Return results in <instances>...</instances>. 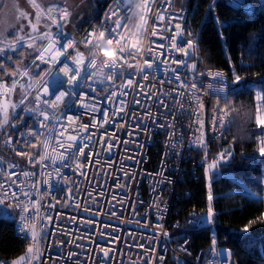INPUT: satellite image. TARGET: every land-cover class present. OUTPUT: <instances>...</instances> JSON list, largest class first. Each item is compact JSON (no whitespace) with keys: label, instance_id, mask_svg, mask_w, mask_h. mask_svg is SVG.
<instances>
[{"label":"built area","instance_id":"2783aa9c","mask_svg":"<svg viewBox=\"0 0 264 264\" xmlns=\"http://www.w3.org/2000/svg\"><path fill=\"white\" fill-rule=\"evenodd\" d=\"M163 2L164 0H160L161 4ZM175 2L176 0H172V6L168 11L174 16H182L183 19H177L173 21V24L181 23L183 28H186L189 12L185 8H176ZM225 2L231 8L241 10L249 16H253L257 10L256 5L251 0H225ZM234 2L238 6H234ZM113 6L112 0L78 34L71 33L66 27L65 32L70 33L76 41L82 40L89 28L97 29L99 27L98 22H103L104 14ZM155 11L154 8L153 12ZM44 15L46 17L47 12ZM48 22L51 23L50 20ZM135 23L139 24V20ZM52 31H55L54 27ZM183 37L185 41L190 39L186 32L183 33ZM90 48L91 45L85 46L81 43L78 48L67 49V52L71 53L67 58L68 66L70 68L78 66L75 64L78 53L82 55L84 65H87L88 60L93 58L92 53L89 51ZM199 49L197 44L193 50H190L189 65L195 63L197 70L203 73V75L197 77L196 82L198 89H202L197 94L202 97L201 102L204 104V109L201 110V118L204 122L203 139L205 146L192 145L195 140L193 135L195 125H193L189 116H177L173 119L172 116L167 115L169 109L177 112L180 105L174 104L171 98L176 95V84L162 82L163 79L170 76V73L164 71V66H162L160 71H153L147 81H139L144 91L154 93L151 99L145 100L143 94L138 96L139 89L136 88L135 83L127 85L123 77L107 81L99 70H97L95 77H89L87 81L80 80L79 86L74 89V93L64 98V103L56 110L58 114L63 113L61 119L64 123H67V116L72 115L76 121L73 127H78L80 124H94L95 126L89 127L83 134L95 133L92 137L93 140L100 139L102 143L107 140L116 145L111 150L110 155L106 151L94 148L89 159L95 160V153L101 151L99 163L97 164H82V167L78 170H74L75 164L72 168L61 169L62 176L67 177L66 181L58 177L51 166L41 169L40 163L33 166L29 164L28 158L23 162L0 152V159L5 160L4 164H0V168L8 171L7 162L14 160L19 165L15 169L16 172L24 169L32 172L39 171L40 173L37 178L20 176V180L24 182L25 186L31 187L32 180L36 179L37 187H40L41 191H44L45 188L48 189L47 194L42 198L45 207L42 209L41 215L50 213L53 219L49 229H45V231L58 226L59 230L56 233V238L66 244L62 250L55 246L49 248L47 243L43 245L47 249L45 255H51L52 257V259H49L48 264H53V260L57 256L64 257V259L58 261V264H65L66 261L67 264H72V259L75 258L68 257L69 251L80 253V264H101L102 259L107 264H144L149 255L152 257L149 264H153L156 260H159V264H238L234 250L227 246L216 245L215 252L211 250V246L201 247L195 251L191 248L192 239L190 235L181 238L174 237L176 230L187 231L206 225L189 223L197 216L203 217L197 211H193L186 221L175 216L177 201H182L179 188L187 179L199 181L204 176L207 178L209 186L212 178L220 174V167L224 162H220L216 169H209L208 165L213 162V157L218 159L220 152H227V150L222 149L221 143L230 130L232 120L228 110L221 111L219 115L216 114L217 96H223L224 94L213 91L214 88H219L217 80L213 77L216 73H221L228 85L232 87H235V85H232L228 74L224 70L203 65ZM110 50L118 51L115 48ZM94 51L97 52L98 68L99 61L107 60L111 62L112 59H115V56L111 57V53H106L109 57L105 58L98 55V50ZM169 55L177 60L185 59V56L179 52L172 51ZM59 59L64 60L65 57L62 55ZM243 62L241 60L242 64ZM128 63L133 65L143 64V60L137 58L136 60H129ZM84 65H81V67ZM45 66L49 67L48 65ZM170 67H179L181 71L184 70L183 66L180 65L170 64ZM127 71L131 73L136 72L137 69L133 67L127 69ZM59 78L67 79V77H64L63 72L59 74ZM47 79L48 77H45V80ZM93 80L95 83L92 82ZM134 80H139V76L134 77ZM121 85H124V87L121 88ZM48 86L50 91L56 90V79L49 80ZM3 91V89H0V93H3ZM113 91L116 92V95L105 100L108 93ZM123 91L128 94L122 95ZM56 94L58 95V91ZM161 94L169 108H164L156 103L157 96ZM46 98L51 99L52 97ZM118 100H122L123 104L118 103ZM135 100L147 104L148 108H142L139 104L134 103ZM182 100L184 101V109L189 111L190 116L194 115L189 109V105L198 107L194 98L186 91ZM221 102H223V99L220 100ZM83 105H87V107ZM28 106L33 107L34 104ZM120 108H123V111H117L116 118L119 119L120 116H125L126 122L116 124L115 131H113L110 128L112 111ZM220 108L224 109L221 105ZM105 109L112 111L108 112V123L101 126L100 120ZM145 111L151 112L152 117L156 118L155 121L152 117L143 116L142 113ZM128 114H134V118L128 120ZM25 117L34 119L36 122V118L33 116L25 115ZM93 117H96L95 121ZM221 117H223L222 120ZM210 118H214L220 127L213 129ZM38 119H43V117ZM138 123L141 124V128L144 124H148L150 126L148 133L137 128ZM36 124V130L40 131L37 122ZM169 124L173 125L176 133L179 134L171 139H169V135L173 132V128L167 127ZM59 130L61 129L57 125V131ZM105 132H107L106 136L103 135ZM67 135L66 132L63 139L66 143H71V141L66 140ZM176 139H181L183 143L179 147L170 148L169 145ZM125 140L128 143H124ZM53 143L54 141L49 142L47 151L49 155L54 156L56 153L52 152ZM57 151L63 152L64 149H57ZM87 151L85 149V152ZM43 152H45V148L43 138H41L40 153ZM205 154H207V160H205ZM34 159L39 161V156L34 157ZM79 160L83 162L84 157L80 156ZM58 164L59 160L57 159ZM50 172L52 173L51 177L48 176ZM3 179L4 177L0 175V180ZM45 179H49L50 185L42 184ZM101 188L104 191L97 195ZM69 189H71V192H69ZM89 192L92 193V196L88 195ZM186 195L189 197L191 192L187 191ZM113 196H115V199H113ZM33 199H40V197H33ZM11 203L9 201V204ZM49 203L53 207L49 208ZM158 208L164 209L162 219L159 218ZM15 210L17 212L15 232L20 237L19 213L17 208ZM113 211L116 212V215H111ZM157 223L163 225V229L156 227ZM40 228L41 224L37 222V229ZM164 232L167 233V236L163 234ZM102 233L106 235H102ZM77 237L79 239H76ZM113 238H116L115 242H113ZM26 241L31 246L30 240ZM77 244L84 247H76ZM137 244H145L147 248L152 249L151 253L137 247ZM103 247L111 250L109 252L110 261L107 257H103L101 251ZM185 247L187 251H184ZM228 252L232 254L230 259L226 258ZM142 253L143 255H141ZM215 253H219V255ZM0 264H25V261L5 260L0 255Z\"/></svg>","mask_w":264,"mask_h":264},{"label":"snow or ice","instance_id":"6c2138e0","mask_svg":"<svg viewBox=\"0 0 264 264\" xmlns=\"http://www.w3.org/2000/svg\"><path fill=\"white\" fill-rule=\"evenodd\" d=\"M31 2L32 6L36 9V14L32 16L28 12L21 13L24 20L28 21L27 24H21L17 29L23 35H14L12 40L8 41L6 48L0 47V89L4 90L3 93H0L3 96V103H0V140L7 137V140L4 141L5 146L10 148L15 156L27 157L29 164L33 166L40 163L41 169L51 166L56 175L65 181L67 177L62 176L61 169L72 168L73 164H75L74 170H78L82 167V164L99 163L101 151H106L110 155L111 150L116 145L107 140L103 141V143L100 139L93 140L92 137L95 133L89 132L85 135L83 132L89 127L95 126L94 124H80L78 127H73L76 123L73 116H67V123H64L61 119L63 113L58 114L56 110L64 103L65 97L71 96L74 93V89L79 86L80 80L87 81L89 77H95L97 70L102 73L107 81L123 77L127 85H133L135 83L136 88L139 89L137 95L143 94L145 100L151 99L154 93L144 91L139 81H147L152 72L160 71L162 66H164V71L170 73V76L163 79L162 82L176 84V95L171 98L174 104L180 105V109L177 112L169 109L167 115L172 116L173 119L177 116H189V119L195 125L193 129L195 140L192 142V145L197 147L205 146L203 139L204 122L201 118V110L204 109V104L201 102L202 97L197 94L202 89H198L196 82L197 77L203 75V73L197 70L195 63L189 65L190 50H193L197 46L198 41H194L193 39H187L185 41L183 33L187 32V35L191 37L193 35L192 31L183 28L181 23L173 24V21L177 19L182 20L183 17L174 16L168 11L172 6V0H164L163 4L160 3V0H113L114 6L104 14L103 22H98L99 27L97 29L89 28L84 38L80 41L74 40L71 34L64 30L68 23L75 22L72 18L73 7L71 5L57 4L56 0H52L51 4H45L43 6L35 3V0H31ZM234 6L238 5L234 2ZM154 8L156 9L155 12H153ZM45 11L47 12L45 19L50 20L51 23L46 25L48 28L47 31H40L38 26L41 21V16ZM216 19L218 20V17ZM137 20H139V24L135 23ZM166 20L167 22L165 23ZM150 22L151 27L149 28ZM53 27L55 28L54 32L52 31ZM218 31L221 32V37L223 38L222 23H218ZM81 43L85 46L91 45L89 51L92 53L93 58L88 60L87 65H84L83 57L78 53V58L75 60V64L78 66L70 68L67 64V58L71 53H68L67 49L78 48ZM114 48L118 49V51L110 50ZM28 49L32 51L28 52ZM94 50H98V55L105 58L109 57L106 53H111V57L115 56V59H112L111 62L107 60L99 61L98 68L96 59L97 52ZM172 51L182 53L185 59L177 60L170 56L169 53ZM10 53H15L16 57H13ZM62 55L65 57L64 60L59 59ZM137 58L142 59L143 64L133 65L132 63H128L129 60H136ZM10 61L19 66L13 67L9 63ZM170 64L183 66L184 70L181 71L179 67H170ZM45 65L49 67H44ZM81 65L84 66L81 67ZM133 67H136L137 71L129 73L127 69ZM241 67L243 68L245 66L241 64ZM105 69L107 71H104ZM61 72H63L64 77H67V79L59 78ZM233 72H235L234 67ZM137 75L139 76V80H134V77ZM45 77H48V79L45 80ZM54 78L57 82V88L54 91H50L48 82ZM213 79H216L219 84V88H214L213 91L224 94L223 96H217V115L221 111L227 110L229 97L239 95L244 89H248L254 93V101L257 104L256 126L264 129V117L259 115L261 110L264 109V87H258L256 84L249 82L241 83L244 79L241 74H235L233 76L232 85H235V87L228 85L221 73H216ZM34 81L38 82L36 86L33 84ZM92 82L95 83L94 80ZM120 87L123 88L124 85ZM18 88L19 91L17 92ZM89 88L91 90L90 85ZM57 91L58 95L56 94ZM186 91L194 98L196 105H198V107L189 105V109L194 114L192 116L189 115L188 110L184 109L182 97ZM13 93L16 94L15 100L11 98ZM121 94L127 95L128 93L123 91ZM115 95V91L110 92L105 97V100ZM46 97L52 98L48 99ZM221 99H223L225 105L224 109L220 108ZM117 102L123 104L122 100H118ZM134 103L139 104L144 109L148 108V105L140 100H135ZM156 103L162 105L164 108H169L162 94L157 96ZM29 104H34V106L29 107ZM83 106L87 107V105ZM109 111L112 110L105 109L103 111L102 119L100 120L101 126L104 123H108ZM117 111H123V108L112 111L110 128L113 131H115L116 124L126 122L125 116H120L119 119L116 118ZM25 115L36 118L40 131L29 129L27 132L19 133L18 136L14 130L24 123ZM142 115L152 117L149 111L143 112ZM39 117H43V119H38ZM133 118L134 114L127 115L128 120ZM152 119L155 121L156 118L152 117ZM210 119L213 129L220 127L214 118ZM222 119L223 117H221ZM93 120L95 121L96 117H93ZM57 125H59L61 130L57 131ZM136 127L148 133L150 126L144 124L141 128V124L138 123ZM167 127L173 128V125L169 124ZM66 132L68 133L66 140L71 141V143H66L63 139ZM103 135L106 136L107 132ZM178 135L173 128L169 139ZM260 136L264 137V132L260 133ZM41 138H43L45 152H37L35 154L39 156V161H37L33 155H30L26 151V148H36L37 142ZM52 141H54L52 144V152L56 153L54 156L49 155L47 151L49 142ZM123 142L128 143L127 140ZM182 143L183 141L181 139H176L169 147H179ZM260 143L261 146L259 147L258 155L259 157H264V140H261ZM21 144L25 147H20ZM94 148H99L101 151L95 153V160H90L89 157L93 154ZM57 149H64V151L58 152ZM85 149L88 151L85 152ZM80 156L84 157L83 162L79 160ZM231 157V150L220 152L218 159L213 157V162L209 163L208 167L209 169H216L220 162H227ZM57 159L59 160L58 165ZM205 160H207V154H205ZM4 163L5 160L0 159V164ZM7 166L8 171L0 168V175L4 177L3 180H0V205L9 204V201H11L12 203L9 206L18 209L20 238L30 240L31 242V246L27 248V253L31 255L22 256L20 259L25 261V264H48L49 259H52V257L51 255H45L47 249L43 245L47 243L49 248L55 246L61 250L66 246L64 242L56 238V233L59 230L58 226L45 231V229H49L53 219L50 213L41 215L42 209L45 207L42 198L47 194L48 189L45 188L44 191H41V188L37 187L36 179L32 180L31 187L25 186L24 182L20 180V176L37 178L40 174L39 171L32 172L22 169L20 172H16L15 169L19 165L14 160L7 162ZM51 175V172L48 173L49 177ZM57 182L59 183V181ZM42 184L50 185L49 179L43 180ZM103 191V188H101L97 192V195ZM69 192H71V189H69ZM88 195L92 196V193L89 192ZM37 196L40 199H33V197ZM113 199H115V196H113ZM207 201L211 205L213 201L211 194L207 196ZM48 207L51 208L53 205L49 203ZM157 212L159 213V218L162 219L164 209L158 208ZM111 215H116V212L113 211ZM213 218V208L209 206L205 217L197 216L190 220L189 223L193 225H211ZM37 222L41 224L40 229H37ZM255 222L252 221L244 226L242 233L249 234L252 224ZM156 227L163 229V225L159 223H157ZM163 234L167 236L166 232ZM102 235L106 234L102 233ZM76 239H79V237ZM115 239L113 238V242H115ZM216 243L217 241L213 238L211 240V250L214 252ZM136 246L149 253L152 251L145 244H137ZM76 247L83 248L84 246L77 244ZM101 251L103 257H107L110 261L111 256L109 252L111 250L103 247ZM184 251H187L186 247ZM215 254L219 255V253ZM231 255V252L226 253V258L230 259ZM79 256L80 253L68 252L69 258H75L72 259V264H80ZM60 259H64V257L57 256L53 260V264H58ZM151 260L152 257L149 255L148 260H145L144 264H149ZM65 264H67V261ZM101 264H107V262L102 259ZM153 264H159V260H156Z\"/></svg>","mask_w":264,"mask_h":264},{"label":"trees","instance_id":"16d2710c","mask_svg":"<svg viewBox=\"0 0 264 264\" xmlns=\"http://www.w3.org/2000/svg\"><path fill=\"white\" fill-rule=\"evenodd\" d=\"M111 1L99 0L96 16ZM251 1L257 8L253 16L231 8L225 0H176L175 6L189 12L186 29H190L193 35L187 36L198 41L203 65L224 70L231 83L235 74H241L244 77L241 83L264 87V0ZM89 22L83 23L77 34ZM218 23L223 24V38ZM27 51L31 52V49ZM10 55L16 57L15 53ZM241 60L244 61L243 68ZM9 63L13 67L19 66L12 61ZM0 103H3L1 96ZM220 105L225 107L224 102ZM256 108L254 93L248 89L229 97L227 110L232 117L231 127L221 146L224 151L231 150L232 157L221 165L220 174L212 178L209 186L205 176L199 181L187 179L179 188L182 201H177L175 211L176 217L186 221L193 211L205 217L211 206L214 212L212 225L176 230L174 237L190 235L195 250L211 245L214 238L219 245L234 250L238 264H264V157L258 155L260 141L264 140L260 133L264 129L256 126ZM36 125L34 119L24 116V123L14 131L19 136L29 129L36 130ZM6 140L7 137L0 140V152L24 162L27 157L15 156L5 146ZM20 147L25 146L21 144ZM26 151L38 157L35 154L40 152V140L36 148L29 147ZM187 191L191 192L189 197ZM209 194L213 196L211 205L207 201ZM7 205H0V255L5 260L16 261L29 255L27 248L30 244L16 234L17 212ZM252 221L256 222L250 233L243 234L242 228Z\"/></svg>","mask_w":264,"mask_h":264},{"label":"rangeland","instance_id":"374dc122","mask_svg":"<svg viewBox=\"0 0 264 264\" xmlns=\"http://www.w3.org/2000/svg\"><path fill=\"white\" fill-rule=\"evenodd\" d=\"M20 1L24 7V10L28 13H31L32 16H35L36 9L32 6L31 0H20ZM98 1L99 0H56L57 4H68V5H71L73 7V17L72 18L74 19L75 22L74 23H68L66 25V29L69 30L73 34H77V32L81 29V26L83 25V23L89 22L95 18L96 12H97V10H99ZM35 3L41 4V6H43L45 4H51L52 0H35ZM77 13L79 14L78 16H77ZM44 18L45 17L42 14L41 21H40V24L38 26L40 31H47L48 30L46 25L49 24V22H48V20H46ZM27 23H28V21L26 20V22H24V24H27ZM14 35H23V33L16 32L13 35L0 34V47L6 48L8 41H11L12 36H14ZM33 84H35V82H33ZM37 84H38V82L34 86H36ZM18 91H19V88L17 89V92ZM1 97L3 98L2 95H1ZM11 98L13 100H15L16 94L13 93ZM259 115H261V117H264L263 109L261 110ZM5 205H7V204H5ZM8 205H7V207H9ZM207 226H210V225H207Z\"/></svg>","mask_w":264,"mask_h":264},{"label":"crops","instance_id":"0c3cea01","mask_svg":"<svg viewBox=\"0 0 264 264\" xmlns=\"http://www.w3.org/2000/svg\"><path fill=\"white\" fill-rule=\"evenodd\" d=\"M22 12L26 11L20 0H0V34L13 35L18 32V27L26 22Z\"/></svg>","mask_w":264,"mask_h":264},{"label":"bare ground","instance_id":"6f19581e","mask_svg":"<svg viewBox=\"0 0 264 264\" xmlns=\"http://www.w3.org/2000/svg\"><path fill=\"white\" fill-rule=\"evenodd\" d=\"M207 226V225H206ZM192 239V238H191ZM216 245H219L218 243H216ZM211 245H209V246H207V247H210ZM220 246H222V245H220ZM203 247V246H202ZM191 248H192V243H191ZM201 248V247H200ZM193 249V248H192ZM199 249V248H198ZM197 249V250H198ZM193 250H195V249H193ZM196 251V250H195Z\"/></svg>","mask_w":264,"mask_h":264}]
</instances>
